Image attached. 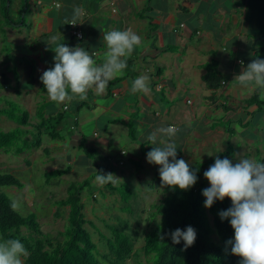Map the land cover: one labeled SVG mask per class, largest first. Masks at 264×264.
<instances>
[{"label":"crops","instance_id":"obj_1","mask_svg":"<svg viewBox=\"0 0 264 264\" xmlns=\"http://www.w3.org/2000/svg\"><path fill=\"white\" fill-rule=\"evenodd\" d=\"M5 3L8 9L13 4L21 20L16 23L7 17L4 24L13 42L9 59L0 51V94L7 89L17 99L22 90L29 108L38 104L41 93L45 94L38 89L40 76L54 65L55 45H47L51 36L59 32V43L84 47L97 65L107 50L102 39L105 32L130 28L142 38L141 46L129 58L134 75L124 74L110 81L102 94L89 90L86 100L77 99L73 104L71 127L81 135L78 149L81 141L86 143L82 133L92 134L87 147L94 151L96 171L100 167L103 174L107 165L108 172L122 180L114 187L125 185L136 190L143 185L155 190L161 186L159 166L146 160L153 147L147 137L159 127L174 125L180 129L175 137L177 159L189 165L223 155L221 159L233 163L241 157L264 159V140L255 145L243 136L249 121L257 124L261 120L257 115H264V96L258 89L243 87L234 80L252 59H264L261 0H0L2 11ZM74 6L84 9L77 21L81 39L71 36L69 25L64 24ZM23 31L33 41H28ZM34 65L38 71L36 68L33 75ZM214 71L218 85L209 88L203 77ZM141 72L150 78L151 93L133 95L131 82ZM256 93L262 103L249 104ZM2 101L0 98V105ZM80 104L84 105L79 109ZM61 105L67 109L65 103ZM220 121H227L229 129ZM238 135L246 141L233 148L232 156L225 155ZM98 158L103 165L97 163Z\"/></svg>","mask_w":264,"mask_h":264},{"label":"clouds","instance_id":"obj_2","mask_svg":"<svg viewBox=\"0 0 264 264\" xmlns=\"http://www.w3.org/2000/svg\"><path fill=\"white\" fill-rule=\"evenodd\" d=\"M83 15L84 9L74 6L71 18H66L64 24L75 26ZM60 37L59 32L50 37L47 45H55L52 50L55 53L54 67L45 70L40 77L49 100L56 104L77 99L84 101L89 90L104 93L110 81L124 75L133 51L142 44V38L130 28L109 30L102 37L107 46L103 62L97 65L84 47L66 46L58 42ZM234 80L243 87L258 89L264 96V59H252ZM129 91L133 95L150 94L149 76L141 72L132 80ZM179 131L173 125L151 132L147 139L153 147L147 152L146 160L159 166L161 187L186 191L196 184L197 175L188 162L177 159L175 137ZM204 178L210 185L202 191L205 208L210 209L218 200H231V207L219 213L220 219L228 220L234 230V238L227 241L231 254L241 258L240 264H264V162L241 157L233 163L217 156L204 172ZM120 182L121 178L113 173L97 172L94 179L99 186ZM12 207L16 208L18 204L14 202ZM167 235L174 244L183 241L185 249L191 247L197 238L191 226L184 230L178 228ZM29 255L20 239L0 238V264H24V258Z\"/></svg>","mask_w":264,"mask_h":264},{"label":"trees","instance_id":"obj_3","mask_svg":"<svg viewBox=\"0 0 264 264\" xmlns=\"http://www.w3.org/2000/svg\"><path fill=\"white\" fill-rule=\"evenodd\" d=\"M261 2L264 17V0ZM3 8L8 10L6 5ZM51 67L54 65L49 68ZM124 74H135L131 60H128V68L124 70ZM203 80L209 88H216L218 85L215 71L208 72ZM38 89L46 94L41 80H39ZM248 103L260 105L262 102L258 93L254 94ZM83 105L80 104L78 108L80 109ZM5 106L7 108L1 109L0 115L16 122L22 129L0 131V151L2 153L19 155L24 151L38 148L41 145L42 134H46L52 140L59 139L56 129L62 124L63 113L57 111L45 117L44 112L49 103H41L34 116L37 120L35 124L29 121L26 111L20 115L21 112L15 110L10 104L6 103ZM64 110L66 109H62ZM28 135L31 138H28ZM79 148L86 158L94 160L92 157L95 155L94 151L85 146L84 140L79 144ZM214 161L215 158L191 168L197 175V182L190 189L182 191L179 188L165 186L164 197L152 205L150 218L159 217V222H156L153 228L146 233L143 245L144 255L149 257L151 264H240L241 258L231 254V246L227 243L228 240L234 238V230L228 220H221L219 216L221 211L231 207V200L225 198L223 201H216L210 209L204 207L205 198L202 191L205 188L200 183V179L205 167L212 165ZM257 161L264 162V159L258 158ZM97 169L99 172L100 167ZM68 170L69 167L46 172L44 174L46 182L64 175ZM90 181L91 178H87L81 182L70 183L66 198L56 202L58 208H69L68 226L63 232L65 240L62 243L54 244L49 238L35 237L40 233L36 215L33 213L21 215L12 207V200L4 194H0V238L21 240L30 253L25 258L24 264H99L95 258V244L83 226L85 220L82 213L81 192L89 186ZM0 186L22 188L23 184L12 174H0ZM126 188L125 185L111 187L119 193L125 203L131 199V192ZM57 215L59 216V213ZM188 226L195 229L197 238L191 247L185 249L183 241L180 244H174L167 234L178 228L184 230ZM22 229L27 230L28 235L21 234ZM215 233L219 239L218 242L212 239ZM161 237L164 238L161 239ZM107 246L113 255L111 264H122L133 249L128 237L115 230H112V239L107 241Z\"/></svg>","mask_w":264,"mask_h":264},{"label":"rangeland","instance_id":"obj_4","mask_svg":"<svg viewBox=\"0 0 264 264\" xmlns=\"http://www.w3.org/2000/svg\"><path fill=\"white\" fill-rule=\"evenodd\" d=\"M10 1L13 2V0ZM3 11L0 9V51L9 59L12 55L11 43L13 39L8 37L9 35L4 24L8 22V18L14 19L16 23H20L21 17L14 13L13 4L7 11L3 8ZM27 20L28 17L25 18V23H28ZM23 33L25 32L23 31ZM26 33V39H28L27 37L30 34ZM28 41H33V37L28 39ZM21 53L25 54L24 51ZM33 67L34 75L38 71V66L34 65ZM8 69L10 68L8 67ZM18 79L19 77L14 78L17 81ZM27 79H29V76H27ZM28 81L31 83L30 79ZM5 90L7 93L0 94V98L3 100L0 109L6 107L4 104H10L15 110L21 112L20 115L26 111L29 120L33 121L32 123H36L34 116L38 112L41 102H50L47 95L41 93L37 97L39 98L37 99L38 104H33L29 108L28 103H25L27 98L21 95L22 90L20 97H17V99L12 98L8 92L9 90ZM5 100L7 101L6 103ZM75 103L76 100L65 102L67 109L62 111L61 104L52 102V104L49 103L44 112L54 114L58 110L63 113L62 124L56 129L59 134L58 140H52L46 134H42L41 145L38 148L24 151L19 155L4 154L0 151V174H12L23 184L22 188L0 186V194L6 195L13 203L16 202L18 207L15 210L21 215L29 213L36 215L40 226V233L36 234L35 237L49 238L54 244L62 243L65 240L63 232L68 226L69 208H58L56 202L66 198L67 188L70 183L81 182L87 178H91L89 186L81 192L82 213L85 220L83 226L95 244V258L99 264H111L113 259V255L107 246V241L112 239V230L125 234L133 248L130 256L122 264H151L149 257L145 256L143 252L144 236L153 228L156 222H159V217L150 218V211H152V205L158 203L164 197L165 188L158 185L155 190H150L141 185V188L137 187L136 190H131L127 187L126 189L131 191L132 196L125 203L119 193L111 189V187L118 186L121 183L105 186L95 184L94 179L97 175L95 161L92 158L87 159L78 149L81 135L75 131V128L71 127L74 119L73 104ZM257 116L261 120L257 124L250 122V120L243 135L251 138L255 145L262 144L264 140V133H262L264 115L258 114ZM220 122L229 129L230 126L229 123H226L227 121ZM15 128L22 129L16 122L0 116V131L8 132ZM27 129L30 128L27 127ZM82 136L86 140L85 146H89L87 142L92 137V134L84 131ZM27 137L31 138L30 135ZM237 137L236 140L233 139L231 144L228 145L227 154L230 156L234 154L233 148H237L238 145L241 146L242 142L246 141L245 138L239 139V135ZM251 159L253 158L251 157ZM102 161L101 158H98L97 163L103 165ZM196 165L198 164L193 162L190 164V168ZM67 167H69L67 173L46 182L44 175L46 172H51L55 169L63 170ZM107 173L109 172L106 165L103 174ZM200 183L204 188L210 187L208 181L204 178V174L201 176ZM57 213H59V216ZM209 219L211 222V217ZM21 234L28 235L27 230L22 229ZM212 239L218 242L219 239L216 233L212 235Z\"/></svg>","mask_w":264,"mask_h":264},{"label":"built area","instance_id":"obj_5","mask_svg":"<svg viewBox=\"0 0 264 264\" xmlns=\"http://www.w3.org/2000/svg\"><path fill=\"white\" fill-rule=\"evenodd\" d=\"M69 25L70 28V34L71 36H73L76 39H81L82 38V32L81 30L78 28L77 25L73 26V25ZM122 154H124V152H122ZM120 164H122V162H120Z\"/></svg>","mask_w":264,"mask_h":264}]
</instances>
